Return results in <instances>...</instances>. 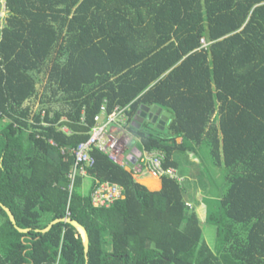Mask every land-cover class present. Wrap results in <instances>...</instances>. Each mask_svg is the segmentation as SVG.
Instances as JSON below:
<instances>
[{
	"label": "trees",
	"instance_id": "trees-1",
	"mask_svg": "<svg viewBox=\"0 0 264 264\" xmlns=\"http://www.w3.org/2000/svg\"><path fill=\"white\" fill-rule=\"evenodd\" d=\"M4 1L0 204L28 232L0 208V264H86L71 225L40 232L65 217L86 231L87 264H264V0ZM102 106L128 107L140 149L162 150L165 169L177 167L174 152L207 146L226 171L206 217L215 250L183 180L128 170L93 149L89 194L79 180L69 192L73 150ZM141 107L170 114L158 135L136 128ZM104 183L122 196L95 207Z\"/></svg>",
	"mask_w": 264,
	"mask_h": 264
},
{
	"label": "built area",
	"instance_id": "built-area-1",
	"mask_svg": "<svg viewBox=\"0 0 264 264\" xmlns=\"http://www.w3.org/2000/svg\"><path fill=\"white\" fill-rule=\"evenodd\" d=\"M5 1L0 0V19L6 16ZM201 48H206L209 43L204 39L200 40ZM128 107H115L111 113L106 112L105 106L100 108V113L94 118L95 125L92 128L87 141L80 143L73 150L74 164L72 172L68 175L69 192L71 193L76 176H86L87 169L94 164L90 152L97 149L105 154L108 159L114 163L124 166V153L133 143L132 138L125 130L127 124L126 113ZM104 118V123H102ZM63 131L68 133L66 128ZM140 169L145 168L157 178L168 177L169 179L181 182L174 168L165 169L163 164L165 161V153L162 150L145 151L139 157ZM122 187L115 184H99L91 194V202L95 207H108L114 201L122 196Z\"/></svg>",
	"mask_w": 264,
	"mask_h": 264
},
{
	"label": "rangeland",
	"instance_id": "rangeland-1",
	"mask_svg": "<svg viewBox=\"0 0 264 264\" xmlns=\"http://www.w3.org/2000/svg\"><path fill=\"white\" fill-rule=\"evenodd\" d=\"M102 121L104 123V118ZM6 124V121H0V127ZM131 125L132 123L125 126L126 132L132 138L133 144L131 146L140 148L139 139L134 134V128ZM158 129L155 124L144 121L141 131L158 135ZM172 160L177 164L175 168L177 176L183 180L181 186L184 190V200L199 212L202 208L197 207L202 202L208 205L210 209L217 208L219 197L227 188L225 182L226 171L223 167L214 165L207 146L201 145L192 153L190 151H176L172 156ZM76 178V181H81L80 183L77 182L76 190L82 195L87 196L93 183L92 179L88 176L80 177L78 175ZM201 227L204 241L212 250H215L216 227L206 222L205 217H201Z\"/></svg>",
	"mask_w": 264,
	"mask_h": 264
},
{
	"label": "water",
	"instance_id": "water-1",
	"mask_svg": "<svg viewBox=\"0 0 264 264\" xmlns=\"http://www.w3.org/2000/svg\"><path fill=\"white\" fill-rule=\"evenodd\" d=\"M168 120H169V114L164 112L162 109H160L158 107H151V108L141 107L137 116L134 118V123L136 124L137 129L140 128V125L142 123H144V121L155 124L157 128H160V126L164 127ZM0 208L6 213L9 221L15 226L14 216L9 211V209H7L6 207H4L1 204H0ZM57 223H67L78 231V233L80 234V236L82 238V243H83V248H84V253H85V260H86V264H87V262H88L87 253H88L89 239H88V236L86 234L85 229L78 222H76V221H74L68 217L61 218V219L52 221L51 223L48 224V226L46 228H44L40 232L42 234H45L46 232H48L51 229V227L53 225H55ZM15 228L20 233L28 232V230H22V229L17 228L16 226H15Z\"/></svg>",
	"mask_w": 264,
	"mask_h": 264
},
{
	"label": "crops",
	"instance_id": "crops-1",
	"mask_svg": "<svg viewBox=\"0 0 264 264\" xmlns=\"http://www.w3.org/2000/svg\"><path fill=\"white\" fill-rule=\"evenodd\" d=\"M164 111V110H163ZM166 112V111H164ZM167 113V112H166ZM169 117H170V114H169ZM163 127V126H162ZM161 128V127H160ZM133 144V143H132ZM131 144V145H132ZM128 148V150L124 153V161H125V164L124 166L126 167V169L128 170H132L134 172H138L140 169V163H139V157L142 153V150L138 147H134V146H131ZM192 153V152H191ZM196 154V153H194ZM175 169V168H174ZM176 170V169H175ZM87 176V174H86ZM190 208H192L193 206H191L190 203L187 204ZM202 208L201 211L199 212L198 210H196L197 212V215L201 221V217L206 219L207 217V212L210 210V208L208 207V205L204 204V202H202L201 204L198 205L197 208Z\"/></svg>",
	"mask_w": 264,
	"mask_h": 264
}]
</instances>
